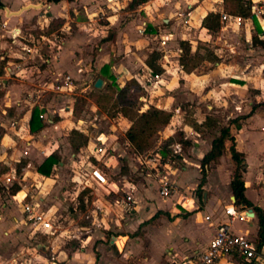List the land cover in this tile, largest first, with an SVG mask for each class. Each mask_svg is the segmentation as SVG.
Listing matches in <instances>:
<instances>
[{
  "label": "crops",
  "instance_id": "1",
  "mask_svg": "<svg viewBox=\"0 0 264 264\" xmlns=\"http://www.w3.org/2000/svg\"><path fill=\"white\" fill-rule=\"evenodd\" d=\"M1 1L4 3L5 9H0V172H5L0 174V185L7 190L10 189L12 182L16 181L14 168L21 163L22 158L26 160L27 158H35L36 154L39 158L43 156L40 161L36 158L33 159L38 163V168L52 154H56L59 158L63 156V152L59 150V142L62 139L58 140L57 138L68 136L65 132L66 120L64 117L72 116L73 114L74 100L72 97L80 89L81 85L77 84L79 79L92 78V74L87 73V63L91 60L96 68L94 74H99L96 81L103 79L105 82L104 86H107L108 82H112L111 77H114L121 87H124L127 82L135 78L143 81L144 84L146 83V94L142 96L145 100L142 111L144 112L150 106H154L171 112L173 119L169 126L165 128L163 134H167V137H173L180 131L185 136L186 141L191 142L187 152L181 144H177L176 147L178 149H174L175 154H180L185 165L181 169L176 170L175 173V181L173 183L177 186V191L167 199V203L157 202V205H153V207L157 208V213L153 214L150 217L151 219H148V222H153L154 224L151 229L152 234H145L147 241H143V243L140 241L141 239L135 241L134 245L129 243L128 248L134 251L142 245L144 247L149 246L156 260L161 259V251L163 250L166 254L167 264H171L174 259H181L193 252L206 249L215 237L219 223L228 221V217L225 214L226 207L234 205L238 210L246 213L249 218L245 221H235L232 225L233 232L255 241L258 244L260 256L252 262L224 258L218 264H264V245L260 247L258 238L260 228L257 213L253 207L245 208L236 204V198L234 199L231 181L236 164L229 151L225 152L216 162L207 166L206 182L202 186L201 193H197L203 177L201 161L211 150L212 139L203 136L204 134L201 130H196L192 125L193 123L201 124L207 118V116L204 118L199 117L202 114L200 105L204 97L208 98V95L211 96L212 93H216L215 89L217 87L210 89L205 84H209L210 78L217 76L215 73H218V78L224 80L217 91L218 96L222 99L223 96L221 97L219 93L226 96L227 94L229 95L228 92L230 91L232 94H236L239 99L234 104L233 111L225 119V126H230V120L246 117V120L239 121L240 127L237 125L231 126V133L236 138L238 150L245 155V172L243 174L245 196L254 207L261 209L264 214V106L260 103H246L243 101V93L250 86L248 85L250 75L243 71V58L240 57L242 61L233 58L229 63L225 64L224 62H217L216 68L209 70L207 73L192 72L187 74L179 66L180 55L175 61L169 60L167 61L168 64H161L165 72L161 75L160 81L149 84L150 71L145 63L148 56L144 57L146 47L149 46L147 39H140L132 35L131 39L128 38L120 46L119 52L117 50L111 51V46L114 47L121 39L120 34H124L126 29L133 30L134 28H138L141 36H144L148 28L150 30L152 27L155 28L158 31L157 36L161 38V42L165 40L167 45L168 42L178 38L177 28L184 24L192 32L195 31L200 40L208 42L210 38L203 39V37H212L215 32L203 28L202 20L210 12L224 13L221 6L216 8V5H221L223 0H175L176 3L173 4V7L168 3V0H165V2L164 0H150L140 5L137 9H132V18L128 20L124 28L118 30L116 40L103 44L102 48H100L101 52L96 58H92L84 52L87 34L93 29H89L88 24L81 20L82 17L75 18V15L79 14L86 17L102 4L101 1L77 0L69 2L65 0L60 3L49 2V0ZM105 2L106 4L112 2V6L117 5L115 3L117 0H105ZM254 2L258 1L254 0ZM174 5L176 6L175 8ZM163 14L168 17V19L162 20L168 25L166 30H162L159 27V17H162ZM60 16L65 20L61 35L57 36L56 40L54 38L55 33H48V35L44 36V39L50 42V47L47 48V57H44L41 53L36 55L38 57L34 54L30 57L34 60V65L27 67L26 61L28 59L22 51L27 49L24 44L27 37L33 35L30 33H28V36L26 35L27 30H30L27 29V24L34 18L36 24H33L32 27L44 30L54 20L61 18ZM258 20L261 23L259 17ZM4 23L8 25V28H3ZM241 24L242 22L240 24L227 23L225 25L223 23L225 27L222 26V29L234 27L238 30ZM15 28L20 30L21 36L14 42L11 39V30ZM142 28H144V31H142ZM261 28L264 34V22L261 24ZM96 34L97 30L95 29L92 35L96 37ZM183 40H185V37H183ZM251 40L253 41V36ZM56 41H61L63 46V52L59 53V55L54 52L55 50L52 47L53 44L56 45ZM253 46L258 47L261 45L253 44ZM30 47L32 49L35 46ZM180 50L178 49L179 53H181ZM61 54L63 55L61 56ZM164 59H169V55ZM174 62L177 64H174ZM233 62H239L240 66L238 69V66L233 65ZM34 72L39 74L36 79L46 78L39 81V84L44 86V91L50 90V92L58 93L59 98L63 100L64 107L57 108V101L48 99L46 101L44 96L37 95L36 98L34 97V92H42L35 89L34 81L36 79L31 76ZM14 75L18 77L16 78ZM66 76L72 78V86L64 88L63 92L55 91L56 86L64 84ZM57 80H60V84L56 82ZM82 85H84L82 92H86L90 88V85L85 86L84 83ZM182 89L185 91L182 92ZM189 89L197 96H200L199 101L196 103L198 105L195 108L196 112L193 114V119L190 120L192 122L188 121L185 105L178 103L180 98L183 100L192 95L188 91ZM215 99L217 100V97ZM222 100L225 103L221 102V108L228 110L232 107V105L229 106V99L224 97ZM188 107L191 106L188 105ZM215 107L217 105L209 106V109H215ZM35 108H39L41 114L46 115V120H42L46 127L41 132L32 134L29 123ZM215 112L217 113V111ZM57 116L58 118L55 120L54 118ZM208 116L213 117L214 115L209 114ZM123 121L127 122V120ZM127 124L128 129L132 127L128 122ZM123 136L127 142L126 144L130 146L126 134H123ZM101 139L110 141V137L106 135H103ZM68 142V146H71ZM38 147L40 150H37ZM112 150L114 153L117 152L115 148H112ZM25 152H27V155H25ZM82 157V154H72L73 160ZM103 158L104 164L107 165V162L111 160L110 162L114 167V162L116 159L122 158V155H104ZM25 163L27 162L25 161ZM29 164L32 165L33 163ZM63 165L65 164L60 162L59 166L62 167ZM107 166L111 167V165ZM165 167L169 169L170 165L165 163ZM37 168L35 175L38 178L43 180L50 179V177L39 174ZM74 172H77L76 179H73L76 181L80 176V172L76 170ZM82 175L84 174L82 173ZM8 179H10V182H8ZM84 181L98 185L90 178ZM98 186L105 188V186ZM108 186L113 187L114 193L119 190L116 182L111 184L109 182ZM131 187H128V189ZM25 195H27L26 200L28 201V193L21 190L16 195L11 194L10 197H14L16 199L14 200L13 198L12 200L14 201H20ZM128 195L131 194L128 193ZM123 204H125L124 200ZM136 205L134 199L133 209H135ZM127 207L126 205L123 209ZM48 216L54 220L55 225L56 217L49 213ZM158 217L161 218L156 224L154 221ZM206 217H210L211 220L207 221ZM21 224L27 226L24 224L23 217L22 220L16 217H13V220H9L0 213V244H3L10 237L14 228L19 227ZM121 249L122 246L121 248L119 247V250Z\"/></svg>",
  "mask_w": 264,
  "mask_h": 264
},
{
  "label": "rangeland",
  "instance_id": "2",
  "mask_svg": "<svg viewBox=\"0 0 264 264\" xmlns=\"http://www.w3.org/2000/svg\"><path fill=\"white\" fill-rule=\"evenodd\" d=\"M99 1L102 4L93 13L91 12L86 17L79 14L75 15V18L82 17L81 20L88 24L89 29H93L87 34L84 45V52L92 58H96L100 54V48H102L103 44L116 40L118 30L124 28L125 24L133 16L132 9L129 7L131 0H117L115 2L117 5L114 6H112V2L106 4L105 0ZM251 1L254 7L253 13L258 15L261 25L264 22L261 19L264 15V0H256L258 1L256 3L254 0ZM168 3L173 7L176 2L175 0H168ZM218 6L220 5H216V8ZM74 8L76 9V7ZM60 17L44 30L32 27L33 24H36L34 18L27 24V29L30 30H27L26 35L28 36V33L33 34L27 37L24 42L27 49L22 51L28 59L26 61L27 67L33 66L35 63L30 58L32 55L35 54L36 56L41 53L44 57H47V48L50 47V42L44 39V36L48 35V33H55L54 38L56 40V37L61 35L65 20L62 16ZM159 19V27L162 30H166L168 25L162 20L168 19V17L163 14ZM224 25L221 23V29L213 33L212 37L204 36L203 39L210 38L208 42H205L198 38V34H195V31L192 32L189 27L187 28L183 24L177 28L178 38L168 42L166 46L161 45V38L157 36L158 31L152 26L151 30L148 28L145 31L144 36H141L140 32H138V28L133 30L126 29L124 34H120L121 39L116 45L114 47L111 46V51L117 50L119 52V48L124 41L128 38L131 39V36L134 35L149 41L144 57L149 56L153 51H158L163 55L160 63L168 64L167 61H175L182 55L183 52L179 53L178 51V49L182 50V43L191 40L193 54L197 53L199 58L205 59L201 62L199 68L194 71L196 73H207L209 70L215 69L217 62H224L225 64L229 63L233 58L242 61L240 59L242 57L243 71L250 75L248 78V85L250 86L243 93V101L246 103H260L264 106V46H253L254 43L251 40V37L256 35L259 40L264 41V34L259 33L257 25L248 19L242 21L238 30L234 27L223 28V30L222 26ZM94 28L97 30L96 37L92 35L95 32ZM142 31H144V28H142ZM183 37H185V40H183ZM30 46L35 47L31 49ZM52 47L58 55L63 52L61 41H56V45L53 44ZM167 55H169V59H164ZM238 63L233 62V65L238 66L237 69L240 66ZM174 64L177 63L174 62ZM95 71L94 62L89 60L87 73L92 74V78L79 79L77 82L81 86L72 97L74 100L73 114L72 116L64 117L66 120L65 132L68 136L57 138L58 140L62 139L59 142V150L63 152L60 160L65 165L62 167L58 166L49 180H43L35 175L38 163L33 160L36 158L40 161L43 156H40L41 159L37 157V154L35 158L32 156V158H27V160L22 158L21 163L14 168L16 181L12 182L10 189L7 190L0 185V213L9 220H13V217L22 220L23 217L18 201H14L10 197L11 188L14 185H19L21 191L28 193L29 202H40L43 211L47 215L49 213L56 217L55 229L52 235L49 236L38 232L31 226L27 227L21 224L19 227L14 228L10 237L3 244H0V264L15 259L17 260L16 264H167L166 254L163 250L161 251V259L156 260L149 246L144 247L142 245L139 249L136 247L137 250L134 251L128 246L130 245L129 243L134 245L135 241L140 239L143 243V241H147L145 234H152L151 229L154 224L153 222H148V219H151L150 217L157 213V208L153 207V205H157V202H168V200H163L160 195L161 180L167 177L173 183L176 170L181 169L185 165L180 154H175L174 152L177 144L184 145L185 136L178 131L175 136L167 137V134H163L165 130L163 129L155 136L153 147L144 152H137L131 144L128 146L123 136L128 129L127 122L119 120L120 118L118 120L111 119L97 108L95 104L94 96L99 91H105L108 85L112 86L113 83L108 82V85L104 86L102 90L96 89L95 82L99 74H94ZM215 74L217 76L209 80L211 85H209L210 83L205 85L209 86L210 89L217 87L215 89L216 93H212L211 96L208 95V98L204 97L200 105L202 114L199 116L204 118L212 114L214 115L213 118L220 122L218 128L201 129L203 136L212 140L219 135L220 129L225 126V119L233 111L234 104L239 101L238 96L230 91L228 92L229 95L227 94L226 96L219 93L221 97L223 96L222 99L224 97L229 99V106L232 105L228 110L220 107L221 102H225L218 96L217 91L224 80L218 78V73ZM14 76L18 77L17 75ZM31 76L36 79L39 74L34 72ZM18 79L20 80V78ZM42 79L46 78H37L34 81L35 89L42 91L41 93L34 92V97L41 95L44 96L46 101L47 99L57 101V108L64 107L63 100L59 98L58 93L50 92V90L44 91V86L39 84ZM83 83L85 86L90 85L86 92L81 91L84 87ZM116 84L118 85L117 82ZM188 91L192 95L183 100L180 98L178 103L185 105L188 121L192 122L190 120L193 119V114L196 112L195 108L198 106L196 103L199 101L200 96L191 92L190 89ZM145 94L146 91L144 90ZM216 97L217 100L215 99ZM41 99L43 98L41 97ZM138 102L140 103L141 112H143L145 100L141 97ZM188 105L192 108L188 107ZM213 105H217V107L209 109V106ZM57 118L58 116L54 119L56 120ZM75 128L81 129L86 133L89 147L85 156L73 160L72 154H74V151L72 146H68L67 142L69 141L68 143H70L69 135L71 130ZM103 135L110 137V154L106 156L111 154L114 156L116 154L122 155V158L116 159L114 167L110 162L111 160L107 162V165H111V167L104 164L103 156L96 153V146H100L99 138ZM166 144L171 145L166 148ZM182 147L184 148V146ZM112 148L117 149V152L114 153ZM188 148L186 147V152ZM37 150H40L39 147ZM162 150H164L165 154H162ZM89 157L93 158L92 162L95 165H101L100 167L107 175L110 184L115 182L118 184L119 190H117V193L115 192L116 194L113 192L112 186L104 188L92 182L87 183L84 181L83 184L79 185L74 181L77 176V172H74L75 170L88 175V169H90L88 166L91 163L88 160ZM29 163L33 164L30 165ZM165 163L170 165L169 169L165 167ZM4 172L2 171L0 174ZM128 187L131 188L128 189ZM128 193L136 201L135 209H133V206L123 209L126 207L123 204V200L127 198ZM163 205L165 206V204ZM160 218H156L154 223L157 224ZM118 246L120 248L122 246V249L119 250Z\"/></svg>",
  "mask_w": 264,
  "mask_h": 264
},
{
  "label": "trees",
  "instance_id": "3",
  "mask_svg": "<svg viewBox=\"0 0 264 264\" xmlns=\"http://www.w3.org/2000/svg\"><path fill=\"white\" fill-rule=\"evenodd\" d=\"M65 0H49V2L60 3ZM74 2L77 0H66ZM150 0H131L129 7L131 9H137L140 5L149 2ZM221 9L224 13L241 17L243 19H251L257 25V31L263 33L258 17L253 13V3L251 0H223L221 3ZM0 9H5L4 3L0 0ZM221 16L222 14L217 12H210L203 20L202 27L208 29L211 32H217L221 29ZM264 19V15L262 16ZM254 45H263L264 42L259 40L258 36H253ZM183 53L179 59V66L182 71L191 74L199 68L202 61L198 57V54H193L191 41H184L182 43ZM162 53L153 51L146 58V65L150 71V75H163L164 69L160 63ZM112 86L108 85L105 91H99L94 96L95 104L103 113L107 114L113 120H127L132 125L131 128L126 131V138L131 146L137 152H144L153 147V140L155 136L165 129L171 123L173 114L169 111L159 109L154 106H150L145 112H141L139 99L144 95L146 83L135 78L127 82L124 87H120L116 84V79L111 77ZM41 111L39 108H35L32 113V117L29 123L30 132L37 134L41 132L46 126L40 118ZM246 120V117L230 120V126H224L220 129L219 135L212 140V148L205 155L201 161L202 166V179L197 189V193L200 194L202 186L206 182V168L210 164L216 162L221 158L225 152L229 151L233 161L236 164V168L233 172L231 189L233 195L236 198V204L242 205L245 208H254L257 217L259 219V243L260 247L264 245V214L261 209L254 207V205L245 196V183L243 180V174L245 172V155L238 150L236 144V138L231 133V126L237 125L239 121ZM218 120L213 117H207L201 124L193 123V128L196 130L201 129H215L218 128ZM171 139V138H170ZM70 144L74 151V154H82L85 156L87 148L89 147V140L86 133L78 128L72 129L69 135ZM172 140V139H171ZM171 144H166L165 147H169ZM191 145L190 141L184 142V150ZM164 147V148H165ZM162 154H165L163 152ZM91 162L93 158L89 157ZM61 160L56 154H52L37 168V172L43 176L51 177L54 175ZM18 185H14L11 188V194L16 195L20 191Z\"/></svg>",
  "mask_w": 264,
  "mask_h": 264
},
{
  "label": "built area",
  "instance_id": "4",
  "mask_svg": "<svg viewBox=\"0 0 264 264\" xmlns=\"http://www.w3.org/2000/svg\"><path fill=\"white\" fill-rule=\"evenodd\" d=\"M256 15V13H254ZM258 15H256L257 17ZM244 19L237 16H232L226 13H222L221 22L224 24L238 23L240 24ZM3 28H8L6 23L3 24ZM11 39L15 42L20 38L21 32L19 29H12ZM162 46L166 45V41L161 42ZM182 53L183 51L180 50ZM161 75H150L148 82L153 84L159 82ZM60 84V80L56 81ZM57 85V84H56ZM72 86V78L69 76L65 77L64 84L56 86L55 91L63 92L64 88H70ZM143 99V98H142ZM144 100V99H143ZM40 118L46 120V115L41 114ZM100 146H96V153L100 156L109 154V140H103L99 138ZM27 155V152H25ZM97 155V156H98ZM99 158V157H98ZM99 160V159H98ZM91 162V161H89ZM100 164L95 165L93 162L89 164L88 174L80 176L75 181L79 185L83 184L84 180L90 178L98 185L107 187L109 180L107 175L103 172ZM87 170V169H86ZM10 182V179H8ZM85 182V181H84ZM76 183V184H77ZM177 191V186L171 183L167 177L161 180L160 195L163 200H167ZM14 197H12L13 199ZM27 195L22 200H18L19 206L23 212L24 224L31 226L33 229L45 235H51L54 230V220L50 218L45 211H43L40 202H28ZM14 200H16L14 198ZM125 205L134 208V199L131 195H128L124 200ZM225 214L228 217V221H222L217 226V232L213 240L210 242L208 247L202 251L193 252L190 255H186L181 259L172 260L171 264H218L224 258L240 259L245 262H252L259 258V247L258 244L246 237L235 234L232 230V225L235 221H245L249 217L246 213L238 210L234 205L228 206L225 209ZM207 221H210V217H206ZM17 260L6 261L2 264H16Z\"/></svg>",
  "mask_w": 264,
  "mask_h": 264
},
{
  "label": "water",
  "instance_id": "5",
  "mask_svg": "<svg viewBox=\"0 0 264 264\" xmlns=\"http://www.w3.org/2000/svg\"><path fill=\"white\" fill-rule=\"evenodd\" d=\"M104 84H105V82L103 79H98L95 83V88L98 90H102L104 87ZM234 199H235V197H234ZM250 212H252V210H250Z\"/></svg>",
  "mask_w": 264,
  "mask_h": 264
}]
</instances>
